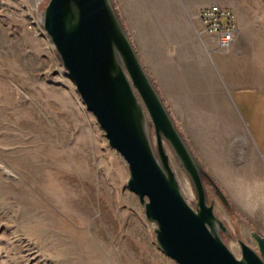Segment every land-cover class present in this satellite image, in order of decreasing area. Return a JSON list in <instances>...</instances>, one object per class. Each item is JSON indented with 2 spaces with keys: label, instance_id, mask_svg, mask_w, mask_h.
<instances>
[{
  "label": "rangeland",
  "instance_id": "1",
  "mask_svg": "<svg viewBox=\"0 0 264 264\" xmlns=\"http://www.w3.org/2000/svg\"><path fill=\"white\" fill-rule=\"evenodd\" d=\"M178 1H111L147 70L160 61L164 40L172 55L180 51L179 13L194 15L210 4ZM216 1L239 15L240 35L229 51L240 79L264 80V0ZM48 3L0 0V264H177L160 250L158 226L127 186L128 163L110 146L45 31ZM149 117L147 134L158 156ZM164 147L196 209L191 177L166 140ZM205 180L208 201L228 229L220 232L227 247L242 258L243 241L260 254L253 234L264 236V220L256 223L231 201L227 207Z\"/></svg>",
  "mask_w": 264,
  "mask_h": 264
},
{
  "label": "water",
  "instance_id": "2",
  "mask_svg": "<svg viewBox=\"0 0 264 264\" xmlns=\"http://www.w3.org/2000/svg\"><path fill=\"white\" fill-rule=\"evenodd\" d=\"M111 1L50 0L43 21L87 109L128 163L127 186L158 226L160 250L177 264H264V236L253 234L260 254L241 241L242 258L221 237L228 229L208 201L205 178L227 207L230 200L179 131ZM147 113L155 127L158 156L147 134ZM165 140L192 179L196 209L183 196Z\"/></svg>",
  "mask_w": 264,
  "mask_h": 264
},
{
  "label": "crops",
  "instance_id": "3",
  "mask_svg": "<svg viewBox=\"0 0 264 264\" xmlns=\"http://www.w3.org/2000/svg\"><path fill=\"white\" fill-rule=\"evenodd\" d=\"M209 5L194 15L179 13L180 51L172 55L164 40L160 61L147 68L203 168L234 207L258 223L264 220V80L240 79L234 53L219 49L199 20Z\"/></svg>",
  "mask_w": 264,
  "mask_h": 264
},
{
  "label": "built area",
  "instance_id": "4",
  "mask_svg": "<svg viewBox=\"0 0 264 264\" xmlns=\"http://www.w3.org/2000/svg\"><path fill=\"white\" fill-rule=\"evenodd\" d=\"M206 32L216 39L218 48L229 50L240 35L239 15L220 3L210 4L197 13Z\"/></svg>",
  "mask_w": 264,
  "mask_h": 264
},
{
  "label": "trees",
  "instance_id": "5",
  "mask_svg": "<svg viewBox=\"0 0 264 264\" xmlns=\"http://www.w3.org/2000/svg\"><path fill=\"white\" fill-rule=\"evenodd\" d=\"M147 70V69H146ZM149 72V71H148ZM153 83H155V82H153ZM156 85V84H155ZM156 87L158 88V86L156 85ZM168 108V107H167ZM170 110V109H169ZM207 180H204V182H206ZM210 183V182H209ZM211 184V183H210Z\"/></svg>",
  "mask_w": 264,
  "mask_h": 264
},
{
  "label": "bare ground",
  "instance_id": "6",
  "mask_svg": "<svg viewBox=\"0 0 264 264\" xmlns=\"http://www.w3.org/2000/svg\"><path fill=\"white\" fill-rule=\"evenodd\" d=\"M147 131H148V124H147ZM126 162V161H125ZM155 224V223H154ZM156 225V224H155Z\"/></svg>",
  "mask_w": 264,
  "mask_h": 264
}]
</instances>
